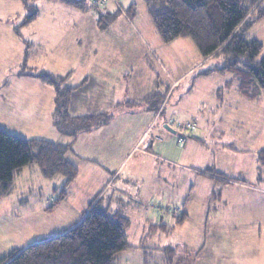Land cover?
<instances>
[{
  "label": "rangeland",
  "instance_id": "obj_1",
  "mask_svg": "<svg viewBox=\"0 0 264 264\" xmlns=\"http://www.w3.org/2000/svg\"><path fill=\"white\" fill-rule=\"evenodd\" d=\"M86 2L89 11L82 12L61 1L36 0L33 3L38 16L23 25L32 13L23 1L0 0V128L20 136L37 135L49 140L60 137L52 117L54 87L38 77L21 75L22 70L60 74L73 71V83H77L96 73L91 58L96 42L115 45L109 54H100L99 60L111 59L112 55L116 62H124L126 70L124 74L115 72L116 92L108 111L117 117L113 131L116 152L113 157L104 154L110 164L78 173L67 188L66 199L51 210L48 207L59 196L53 186L60 189L65 177H46L36 162L26 169L25 179L16 191L0 195V260L14 249L50 237L52 231L71 229L92 200L96 203L101 198L100 206L114 198L119 199V207L131 219L128 230L131 247L116 255V264H264V174L257 177L256 168L251 174V163L257 162L258 151L264 147V92L257 100L241 95L238 80L230 71L199 75L222 67L223 56L203 57L190 37L164 42L144 0H120V7L115 6L119 9L116 13L120 12L111 20L105 19L108 32L98 25L93 0ZM133 3L136 9L130 13ZM248 38H256L264 45V18L249 29ZM263 56L264 47L258 59ZM14 87L19 92L35 90L51 94L50 127L33 125L40 122L42 115L36 116L34 123L16 125L18 110L12 107V100L7 99L4 104L1 95L5 97ZM150 91L164 95L159 113L147 108L149 102L138 99ZM166 121L176 130L182 144L197 139L191 159L199 164L190 162L196 167L192 168L194 176L201 178L210 164L215 166L213 175L222 177L228 173L242 177L247 185L236 194L228 187L221 199V185L214 179L203 183L191 177L193 182L194 178L198 181L190 192L189 182L181 177L180 198L173 200L178 202L173 205L182 204L189 194L190 216L183 224H176L173 219L169 231H153L151 227L158 221L154 219L152 203L165 208L174 206L166 204L170 198L152 196L153 192L161 193V187L149 179L151 174L144 162L148 154L143 150L158 127L163 132L169 131L163 127ZM239 121L246 128L242 129ZM189 122L197 123L195 131L183 128ZM220 130L236 137L221 140ZM222 144L229 147L224 151ZM100 157L95 159L103 162ZM74 161L86 162L77 156ZM214 191L217 192L212 194ZM176 214L166 213L170 219ZM226 230L227 235L223 234ZM234 254L240 259L233 258Z\"/></svg>",
  "mask_w": 264,
  "mask_h": 264
},
{
  "label": "trees",
  "instance_id": "obj_2",
  "mask_svg": "<svg viewBox=\"0 0 264 264\" xmlns=\"http://www.w3.org/2000/svg\"><path fill=\"white\" fill-rule=\"evenodd\" d=\"M22 1L32 11L23 22L26 25L38 16L39 11L33 3L36 0ZM57 1L88 10L86 0ZM144 1L164 42L190 37L203 57L223 56L222 67L202 71L199 75L230 71L238 80L241 95L249 99L261 96L264 92V56L261 59L258 56L264 45L256 38L249 39L248 31L256 21L264 18V0ZM105 8H96L98 23L102 29H107L105 19L111 20L120 12L102 13ZM135 9L136 5L133 3L129 12L134 13ZM20 74L38 77L54 87V125L59 133L70 140L28 139L0 128V195L11 192L18 171L36 162L46 177H65V183L60 189L54 187V192L59 196L48 207L51 210L66 199L67 188L79 173L78 167L69 159L78 136L109 124L114 113L77 115L71 112V100L79 88L86 87L87 79L72 86L67 83L68 76L46 70H22ZM163 96L159 92H151L144 101L150 103L152 110L159 112ZM259 163L260 168L264 167V149L259 152ZM98 202L90 203L80 222L71 229L27 247L14 249L1 258L0 264H116V255L131 247L128 240L131 220L120 211L113 212L107 207L98 206ZM184 220V213L176 214V224H182ZM160 229L171 230L163 223L151 227L153 231Z\"/></svg>",
  "mask_w": 264,
  "mask_h": 264
},
{
  "label": "crops",
  "instance_id": "obj_3",
  "mask_svg": "<svg viewBox=\"0 0 264 264\" xmlns=\"http://www.w3.org/2000/svg\"><path fill=\"white\" fill-rule=\"evenodd\" d=\"M54 1H57V0H54ZM115 6L116 5L113 3L108 4V6L104 9L105 14L116 13L117 6L116 7ZM81 11L86 12L89 10H81ZM104 30L108 32L109 29L107 28ZM96 43L97 44L95 43L93 44V55L91 57L94 63L95 70H96L95 71L96 73L94 75H91V74L87 75L83 77L82 79H80L79 82L73 83V74H72L73 71H69L67 74H60V73H55L53 71H49L57 75L68 76L67 83L69 85L77 86L81 84L85 79H87V83L91 85V87H89V85L88 87L83 86L75 92V96L71 100V103H70L71 112L73 114L85 115V114L108 112L109 108L113 106V102H114L113 93L116 92L115 80H114L115 72H121V74H124V72H126L125 66H122L124 62L122 61L116 62L115 61L116 59L113 58L112 55H110L111 59L106 58L103 60H99V58H97L102 53L107 52V54H109L108 52L110 50H113L112 48L115 47L113 43H111V45L110 44L105 45L99 42H96ZM29 57H31V50L29 51ZM82 90L84 91L81 92ZM149 93H151V91L147 92L145 95H143L142 97L138 99L144 100V98ZM1 95H2V98H4V104L8 103L7 99L12 100V107L18 110L16 113V119H15V121H17L16 125L21 126L24 123L26 124L34 123L35 117L42 115L40 122L34 123L33 125H37V128H42V126L46 127L47 125L48 127H50L51 125L50 124V113L52 110V105H51L52 96L50 93L38 92L35 90H27V91L19 92L17 87H14L12 92L7 93L5 97H4V94H1ZM54 106H55V95H54ZM147 108L152 110L150 107V104L147 106ZM153 112L159 113L158 111H155V110H153ZM257 116L259 117V115ZM52 117H53V113H52ZM244 118H247V115H245ZM262 120H264V118ZM116 121H117V117H115L109 124H106L104 126H101L89 132L81 133L78 136L77 140L74 143L75 149H73L72 151L74 154H72L71 159L70 158L69 159L74 163L75 156H77L80 160L86 161L84 164L75 162L79 167V173H81V171H83L84 169L85 170L88 169L89 167L94 168L97 166H102L104 168L105 167L104 164L106 165L110 164L109 159H107L106 157H109V156L113 157L116 152V136L113 133V131L117 127ZM256 121H258V119H256ZM167 123L168 121L163 123V127H165V124ZM238 125H240L242 129L246 128L243 122L239 121ZM59 134H60L59 138L56 136L57 137L56 139L55 137H53V139L51 140L52 141H63V142H67L70 140L69 137L62 135L61 133ZM227 136H230V135L227 134L226 130H220V134L218 137L221 140H224L223 138H226ZM21 137L28 138V139H31V138L46 139L47 138V137H39L37 135L32 136V137L21 135ZM234 137L236 136L235 135L230 136V139ZM197 138H199L200 141H203L201 137L198 136ZM196 140L197 139L195 140L191 139L188 141L186 140V143L182 144L177 134L172 133L170 131L163 132V130H161L158 127L157 130L155 131V134H152L151 136L150 144H148V146H146V148L143 150V152L148 154V159L144 161L145 166L149 168V172L151 174L149 177V173H148V177L149 179H151V182L155 180L156 185L161 187V189H159L161 193L153 192L152 196L154 198L159 197V196H160L159 198L161 197L167 198L166 200H169L170 198L169 203H166V204L174 206V207H182L181 214L182 213L185 214V220L183 221V223L190 216L191 207H190V203L188 202L189 194L186 195L187 197L183 199L182 204L173 205V204H178V202L173 203V200L176 201L177 199L180 198L178 181L181 179V177L184 180H187L189 182L190 192L195 190V184L197 183L198 179H201L203 183H206L207 181H212V179H214L215 181H217V183H220L221 185L220 190L222 194L219 191L221 194V199L223 198L224 190L226 192L228 187L233 188L232 192L236 194L243 187L247 185V181L242 177H236V176L232 177L228 175V173H225L226 175L225 176L222 175V177H217L213 175V173L216 172L215 166H210V164L205 167L206 170L210 169L211 170L210 172L205 171L201 173L202 175L201 178L194 176L195 170L192 168H196V167H193L190 162L193 161L195 163H198L197 160L191 159L192 157L191 154L195 152V150L197 149L198 143L196 142ZM225 141L228 142V144L230 143L229 142L230 140L228 139H226ZM228 144H222L224 151L229 147ZM262 149H264V147L261 148L260 150ZM260 150L258 151L257 162L254 163L253 161L251 163V169H252L251 174L256 168V171L258 174L257 177H261L260 175L264 174V167L260 168V163H259ZM91 153L93 155L92 157H89L90 156L89 154ZM105 153H106V157L104 155ZM94 156L96 157L101 156L100 158H102L104 163L99 161L98 159H95L96 157ZM121 160L122 161H121L120 168L124 162V157ZM204 164H207V162H205ZM33 165L34 163H31L25 166L22 170L18 171L15 174L12 190L7 195H10L17 190L18 186L21 183L20 181L25 179L24 175L26 174V169L32 167ZM201 165L203 166V164ZM193 176L198 178V179L194 178V182L191 179V177ZM262 178L264 179V176H262ZM54 187L55 186H53V188ZM162 189H165L166 192H162ZM216 192L217 191H214L212 194H215ZM120 194L124 195L125 192L120 191ZM118 200L119 199L115 200L114 198H110L109 201H107L105 205H100V206L107 207L113 212L120 211L121 213H123L125 216H127L130 219V217L124 212V210L119 207V203H117ZM91 202H89L88 204H90ZM100 202H101V198L98 202V206ZM88 206L83 211L84 213L88 209ZM153 209L155 211L154 219L158 221L157 224L163 223V224H166L168 229L173 228L172 222H174V220L176 221V215H172L173 218L170 219L167 217L166 213H172V212L167 211L163 213V211L159 212V210L155 208ZM81 219L82 218L76 221L75 225L79 223ZM226 225H228L227 220H226ZM66 230L68 229L62 228V230H58L57 232L52 231V233L49 235L50 237L56 236V235L63 233ZM223 234L227 235L228 231L226 230L225 233ZM46 238H49V236ZM227 256L228 255H226V257ZM232 256L233 258L240 259L235 254Z\"/></svg>",
  "mask_w": 264,
  "mask_h": 264
},
{
  "label": "built area",
  "instance_id": "obj_4",
  "mask_svg": "<svg viewBox=\"0 0 264 264\" xmlns=\"http://www.w3.org/2000/svg\"><path fill=\"white\" fill-rule=\"evenodd\" d=\"M110 3H114L115 5H119L120 0H93V5L96 8H105ZM167 124H169V122ZM183 128L195 131L197 129V123L196 122H189L187 125L183 126ZM152 208L159 210V212L168 211V212H172V213H181V211H182V207H166L165 208V207L157 206L155 202L152 203Z\"/></svg>",
  "mask_w": 264,
  "mask_h": 264
},
{
  "label": "water",
  "instance_id": "obj_5",
  "mask_svg": "<svg viewBox=\"0 0 264 264\" xmlns=\"http://www.w3.org/2000/svg\"><path fill=\"white\" fill-rule=\"evenodd\" d=\"M165 128H167L172 133H176V130L173 129L169 124H165Z\"/></svg>",
  "mask_w": 264,
  "mask_h": 264
}]
</instances>
